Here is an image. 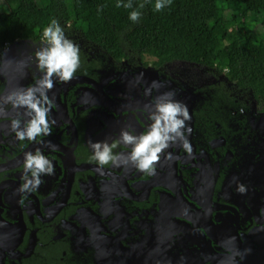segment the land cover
I'll use <instances>...</instances> for the list:
<instances>
[{"label": "flooded vegetation", "instance_id": "flooded-vegetation-1", "mask_svg": "<svg viewBox=\"0 0 264 264\" xmlns=\"http://www.w3.org/2000/svg\"><path fill=\"white\" fill-rule=\"evenodd\" d=\"M68 38L90 52L71 80L49 91L51 134L21 143L8 128L16 112L5 106L0 117V264H226L236 248L250 250L236 264H264V105L215 69L159 65L149 55L111 58ZM40 46L21 36L0 45V94L33 82ZM180 63L203 69L208 84ZM154 80L160 87L146 96ZM169 90L188 107L191 156L171 146L151 176L131 166L100 168L88 141H111L124 127L142 131L140 110ZM37 147L55 174L21 202L23 153Z\"/></svg>", "mask_w": 264, "mask_h": 264}, {"label": "trees", "instance_id": "trees-1", "mask_svg": "<svg viewBox=\"0 0 264 264\" xmlns=\"http://www.w3.org/2000/svg\"><path fill=\"white\" fill-rule=\"evenodd\" d=\"M131 2L144 3L135 23L117 0H0V45L18 36L38 44L56 19L67 37H81L111 58L149 55L159 65L178 60L215 69L264 105V0H171L159 12L151 0Z\"/></svg>", "mask_w": 264, "mask_h": 264}, {"label": "clouds", "instance_id": "clouds-1", "mask_svg": "<svg viewBox=\"0 0 264 264\" xmlns=\"http://www.w3.org/2000/svg\"><path fill=\"white\" fill-rule=\"evenodd\" d=\"M171 0H151L154 12L168 7ZM131 9L128 19L135 23L139 20L144 3L133 7L131 0H117V7ZM40 39L42 46L36 48L32 55L35 65L33 82L27 86H20L4 94H0V117L7 114L5 106L16 112L9 118L8 128L14 134L16 141L21 143H43V138L51 134V125L55 121L51 118L54 106L49 91L54 83L71 80L81 65L80 45L65 35L64 29L56 19H51L43 27ZM21 63V62H17ZM158 81H152L144 89L146 96H151L153 89H159ZM141 114L147 121L145 128L136 132L130 127H124L111 141H88L91 159L103 168L105 166H131L144 175H155L157 162L171 146H179L187 155L192 154V145L188 139L191 134V119L187 105L175 99L172 90L160 92L152 96L151 101ZM55 150V145H51ZM119 149V150H118ZM169 158H170V154ZM22 183L17 191L21 194V202L29 193L36 192L43 182L42 177L55 174L52 159L37 147L33 151H25L22 161ZM247 186L236 182L235 191L240 195L247 192ZM264 213V209L260 210ZM233 244L234 237H229ZM250 250L236 248L235 255H230L226 264H236V257L243 259Z\"/></svg>", "mask_w": 264, "mask_h": 264}, {"label": "rangeland", "instance_id": "rangeland-1", "mask_svg": "<svg viewBox=\"0 0 264 264\" xmlns=\"http://www.w3.org/2000/svg\"><path fill=\"white\" fill-rule=\"evenodd\" d=\"M1 8H3V10H4V7L2 6ZM254 28L257 30V31H261V27L260 26H258L257 25V27H255L254 26ZM21 44H24V43H19V45H21ZM82 52H84V50H82ZM90 52V50L88 49V52H84L85 54H88ZM93 55H96L95 53H92ZM178 67V69L179 70H182V71H184V73H186V74H189L192 78H194L195 80H196V83H200V82H202L201 81V79H200V77H202V78H205V81L203 82V83H206V84H208V81H209V75L208 74H206L205 72H204V70L203 69H201V70H198V69H196V68H194L192 65H188V64H185L184 66H181V63L179 64V65H177ZM202 83V84H203ZM203 85H205V84H203Z\"/></svg>", "mask_w": 264, "mask_h": 264}, {"label": "water", "instance_id": "water-1", "mask_svg": "<svg viewBox=\"0 0 264 264\" xmlns=\"http://www.w3.org/2000/svg\"><path fill=\"white\" fill-rule=\"evenodd\" d=\"M244 174L246 175V172H244ZM246 176H247V175H246ZM186 263H187V264H193V263H196V264H197L198 262L191 260V261H187Z\"/></svg>", "mask_w": 264, "mask_h": 264}]
</instances>
